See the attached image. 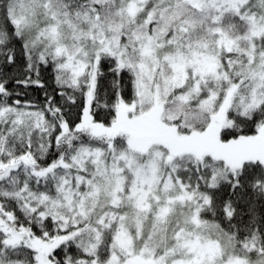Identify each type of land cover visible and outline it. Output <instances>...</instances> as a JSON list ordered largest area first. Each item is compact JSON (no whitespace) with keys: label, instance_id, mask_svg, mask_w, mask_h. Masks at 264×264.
Instances as JSON below:
<instances>
[{"label":"snow or ice","instance_id":"6c2138e0","mask_svg":"<svg viewBox=\"0 0 264 264\" xmlns=\"http://www.w3.org/2000/svg\"><path fill=\"white\" fill-rule=\"evenodd\" d=\"M0 264H264V0H0Z\"/></svg>","mask_w":264,"mask_h":264},{"label":"trees","instance_id":"16d2710c","mask_svg":"<svg viewBox=\"0 0 264 264\" xmlns=\"http://www.w3.org/2000/svg\"><path fill=\"white\" fill-rule=\"evenodd\" d=\"M35 95V94H34Z\"/></svg>","mask_w":264,"mask_h":264}]
</instances>
